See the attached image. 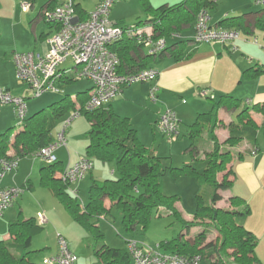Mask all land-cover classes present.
<instances>
[{"label":"trees","instance_id":"1","mask_svg":"<svg viewBox=\"0 0 264 264\" xmlns=\"http://www.w3.org/2000/svg\"><path fill=\"white\" fill-rule=\"evenodd\" d=\"M51 2L55 3L51 8L59 3L57 0H51L49 3ZM75 2L80 16L87 18L89 14L84 12L80 2L77 0ZM139 2L145 18L139 17L133 25H127L120 20L117 25L124 28L130 26L142 28L150 24L154 30L152 38L166 37L172 44L157 55L148 52L144 54L142 51L144 45L136 35L122 36L111 45L120 59L121 72L149 68L151 66H148V63L151 60H158L166 52L178 62L190 59L196 47L188 45V39L175 38L173 34H180L186 26L194 25L202 9L210 12L219 4V0H182L175 4L155 7L150 0ZM26 3L33 6L35 0H26ZM249 25L264 30V7L258 11L254 21L248 26L244 15L228 16L218 23L221 27L246 31L250 29ZM65 69H61L62 76L57 84L77 81L75 72L66 73ZM244 73L247 78H256L264 73V65L257 63L245 69ZM92 88L93 86L78 91L75 100L70 94H64L48 108L27 115L20 121L21 127L15 135L11 134V130L1 133L0 161L17 156L21 158L28 154L37 155L41 148L58 140V138L55 140V129L74 112H79V116L84 115L87 118L90 130L85 155L94 158V163L99 160L104 164H115L119 177L103 181L93 179L85 204L70 190L71 182L63 179L64 164L61 160L45 162L40 170V181L65 206L73 219L96 238L95 264L132 262L131 253L127 248L128 240L124 248L108 246L98 224L102 216L112 213L114 207L121 212L123 228L128 232L145 233L152 216L156 213L163 214L161 208L179 219L183 224L179 236L157 243L163 251L188 257L200 255L202 261L210 259L213 264H230L223 254H227L233 264H263L256 254L258 238L244 224V218L252 211L250 203L234 193L228 198L229 206H219L218 202L223 199L221 191L230 189L233 185L230 175L234 171L230 164L236 156L240 159L244 155V151L240 149L234 151L232 146H238L246 141L252 146L250 153L254 154L259 150V134L262 130L264 135V120L259 125L253 118L251 110L264 115V104H255L252 108L241 107L242 99L231 94H223L217 100L212 95L203 94L212 100V109L199 112L195 121L176 139L184 135L189 137L190 144L187 150L193 154V159L182 166L171 164L165 166L163 164L165 157L141 141L129 117L118 114L109 103L95 109L86 107ZM59 90L58 87L57 91ZM222 108L236 110V118L226 125L229 134L223 141L215 132L218 112ZM204 134H209L210 139H204ZM11 148L15 150V154L9 152ZM168 172L177 178L194 177L211 189L209 196L206 195L205 188L197 195V208L191 219L185 218L178 206V195L167 194L163 190V177ZM220 172H224L222 179L219 178ZM105 199L110 201V207L106 206ZM193 227L199 229L198 233L186 239V235L190 234ZM41 228L42 225L38 223L36 217L24 218L21 215L18 219L10 221L8 223L10 239L0 236V264H37L32 259V254L36 251L31 249V245ZM213 230L218 233L216 240L208 241Z\"/></svg>","mask_w":264,"mask_h":264},{"label":"crops","instance_id":"2","mask_svg":"<svg viewBox=\"0 0 264 264\" xmlns=\"http://www.w3.org/2000/svg\"><path fill=\"white\" fill-rule=\"evenodd\" d=\"M50 1L51 0L47 1V3L40 9L37 17L33 19L34 32H0V86L9 90L13 95L22 96L26 98V100L33 96L29 94V91L27 89H25L24 87L22 88V84H20V81L22 80L18 76L14 56L17 53L37 52L40 54H47L49 52L50 44L48 42V39L54 33L55 28L44 19V11L46 9H51L52 5L55 4L54 2L49 3ZM59 1L60 0H57V2ZM99 1L100 0H96L94 5L96 6ZM150 1L153 4L152 0ZM81 7L83 8L85 13H90V11L86 9L82 4ZM259 10L253 13H244L239 15H244L246 25L248 26V24H251L254 21V18L256 17ZM230 14V10L223 11V9L220 8L218 13L211 15V24L213 26H218L220 20L228 16H236L235 14ZM118 21L120 20L113 22L117 25ZM43 22H46V25H48V30L44 27L45 25L43 24ZM142 28H144L146 32H149L151 34H153L154 32L153 27L150 24H146ZM249 28L250 29L247 31L244 29H240V37L230 41L229 43L204 42L207 44H200L201 42L198 43L194 41V25L192 24L191 26H186L181 31L178 38L188 39V45L196 47V50L194 51L192 57L188 60L178 62L169 52H166L164 56L160 57L158 60H151L148 63V66L156 68L160 72L157 80L144 82L147 83V85H143L141 87H135L132 85L123 87L121 92L109 102V105L118 114L129 117L130 120H133V117H130L129 112L125 109L127 104L132 102L133 104L138 106H145V108L150 111V108H152V106L153 108H155V103L159 102L161 104L160 111L154 112L153 116L155 125H157V121L162 112L166 108H172L181 121V130L182 133H184L187 130H183L182 128L185 120L189 121L192 119H196L199 112H197V110H195V108H193L192 106H186L185 99H183L182 104L180 102H177L179 98L182 97L181 93L193 91L195 86L197 85L201 86L203 90H206L207 94L211 92V89H207L209 88V86L211 88H214L218 93L221 92L224 94H230L228 92H231L229 89L231 83L225 84V82L227 81L230 66H232L231 63H235L236 78L238 79L237 86H239L234 87L232 91L235 92V95H231L238 98H243L241 96L244 95H250V97H247L248 104H264V73L256 78H247L244 73L245 69L254 66L257 63H259L260 65H264V58H262L261 55L257 54V51L264 53L262 48L259 47V43H262L260 39L261 35L257 33V28L254 25H249ZM242 32L245 35H243ZM251 34L255 35L254 40L247 37V35ZM171 44L172 42H169V45ZM230 47H232V49H230ZM142 51L144 54L148 52L146 51L145 47ZM236 54L237 58H234V55ZM255 61L256 63H254ZM154 62H159V65H154ZM65 68L66 67H63V65L60 66V69ZM18 79H20V81ZM62 84L66 85L67 83L59 82L58 87L61 88ZM154 84L158 85L156 100H152L149 97L150 88ZM202 85L205 86V88L202 87ZM92 86L93 85H91L90 87ZM236 88H238L237 91H234L236 90ZM64 93H66L65 90ZM76 95L72 97L74 100L76 99ZM214 95L215 92L214 94H212V96L214 97ZM61 97L62 96L57 97L56 95H50L46 99V102L50 101L51 99L55 101L57 99H60ZM147 97H149V100ZM142 103L144 105H142ZM45 104L46 103L39 104L42 106L41 109L45 108ZM203 107L206 108L204 104L201 106L196 105V108L198 109ZM212 107L208 110H201L210 111ZM27 109L28 116H30L31 112L28 104ZM35 110L37 111V109ZM251 114L256 122L261 125L264 120L263 113L251 110ZM218 118L220 120L222 119L225 125H227L229 124V122L236 118V110H227L225 108H222L218 112ZM15 121L16 113L14 105L11 103H0V134L5 133L8 130H12L15 127ZM64 122L65 121L63 120L61 126L62 124H64ZM19 129L10 132L12 135H15ZM62 130L63 129H61V131ZM158 130L160 131L159 128ZM61 131H57L55 140L57 138V134H59ZM216 133L219 136L220 140H224L228 137L229 134L226 127L218 128L216 130ZM160 142L161 143H159V145L157 146L155 145L156 142H154L152 145V148H154L159 155L165 154V152L163 151L164 141L160 140ZM87 144L88 141L86 142V146ZM166 144L167 142L165 143V146ZM64 146H66L67 151L65 150ZM188 146L189 142L186 145V151H188ZM251 148V144L246 141L236 147V149L244 151V155L240 159H238V157L236 156L230 164L234 171V173L230 175V178L233 180V185L230 189L221 191L223 199L218 202V205L226 206V201H228V198L233 193L244 197L250 203L252 211L244 218V224L258 238L256 254L264 264V146L259 145V150L254 154L249 152ZM9 152L11 154H15V150L13 148H11ZM55 154L57 156V160H61L63 162L65 170L67 167L73 165L81 156L85 155L86 150H84V145L80 146L79 149H75L74 147H71L70 149L66 140L65 144L60 145L55 150ZM45 164V161L38 155L28 154L20 158L19 166L16 169L6 172L5 175L0 178V188L4 186L17 185L22 187L24 190L22 194L16 199L14 204L4 210V212L2 213V220L4 222L6 221L8 224L10 221L18 219L21 215L24 218L36 217L38 220V214L40 212H43L46 215L47 221L46 223L41 225L43 226L45 224H49L48 228L51 227L54 231H58V240L60 235L65 237L69 242L71 250L76 253L72 248L74 239L71 235L70 228L78 229V232H80L82 238L84 239L85 237L87 238V236H85V234L81 232L79 228H76V226L72 222V218H68V216L63 212L65 206L62 205L64 208H61V206L57 203V198L53 195V193L41 184L40 170L41 167ZM95 164L96 162L94 163V166ZM92 171L93 169H91L88 173L93 177L94 175ZM92 179L95 178L93 177ZM80 185H82V183ZM72 188L73 189L71 190L79 197L80 190L78 186ZM222 203H224V205ZM105 204L107 207H110L111 205L108 199H105ZM184 216L187 219L192 218H190V216H188L186 213H184ZM62 221L64 223H61ZM1 228V230L5 229L3 226ZM1 234H4V237L1 236ZM1 234L0 236L4 239H10L11 237L8 233V230L2 232ZM47 235H50V233ZM189 237H192V235H186V239ZM132 238L136 239L135 237H130L126 240ZM157 243L153 245H157ZM57 252L58 245L56 251L53 252L51 256L56 255Z\"/></svg>","mask_w":264,"mask_h":264},{"label":"built area","instance_id":"3","mask_svg":"<svg viewBox=\"0 0 264 264\" xmlns=\"http://www.w3.org/2000/svg\"><path fill=\"white\" fill-rule=\"evenodd\" d=\"M264 5V0H254ZM115 0H100L87 18H82L77 11L75 0H60L58 5L44 11V19L54 26L55 31L48 42L50 50L47 54L37 52L17 53L14 56L19 78L28 84L31 96H41L46 92L58 90V79L62 76L60 66L65 60L74 61L72 68L64 71L75 72L78 78H87L93 82L90 98L86 103L88 109H95L109 103L118 95L123 87L136 82L155 81L159 76L156 68H141L134 71H119L120 59L111 45L124 35H136L144 47L149 46L148 53L157 55L169 45L166 37L152 38V34L144 28L133 26L122 27L110 19V10ZM26 3L24 8H29ZM195 42L229 43L240 37V30L213 26L211 14L202 9L194 24ZM173 36L179 37L174 33ZM158 85L150 88L149 96L157 99ZM203 91L202 94H206ZM0 103L14 105L16 118L22 121L28 115L27 101L22 96H15L9 90L0 86ZM74 112L64 122L63 130L58 134V140L41 148L37 153L45 162L57 161L55 150L66 143L65 130L71 121L78 117ZM157 126L169 140H176L181 135V124L176 112L166 108L160 115ZM94 158L83 155L73 165L67 167L62 177L70 182L80 180L94 167ZM20 158L12 157L1 160L0 178L6 172L19 166ZM23 188L17 185L0 188V215L12 206L22 194ZM43 212L38 214V222L46 223ZM56 255L44 259V264H75L78 256L71 250L69 242L62 235L58 240ZM127 248L131 253V264H200V255L185 256L175 252L161 250L158 245H149L137 239H129Z\"/></svg>","mask_w":264,"mask_h":264},{"label":"rangeland","instance_id":"4","mask_svg":"<svg viewBox=\"0 0 264 264\" xmlns=\"http://www.w3.org/2000/svg\"><path fill=\"white\" fill-rule=\"evenodd\" d=\"M48 0H35V4L31 6L28 5L29 8L25 9L24 5H26V0H0V32H34L33 30V19L37 17V15L40 12V9L47 3ZM96 0H77V2H80L86 9H88L90 12L93 11L95 8ZM182 0H152L153 4L155 6H159L164 3L169 4H175L177 2H180ZM264 7V5L257 4L254 0H219V4L217 9L211 10V15L218 13L220 8L223 9V11L230 10V15H239V14H247V13H253L259 9ZM218 15V14H217ZM110 19L112 21L122 20L127 25H133L137 20L140 18L144 19L145 14L143 13L142 5L139 2V0H115L111 10H110ZM45 25L44 27L48 30V25H46V22H43ZM260 35H261V42L259 43V47L262 48L264 51V31L257 28L256 29ZM39 32V31H38ZM243 33V32H242ZM243 35H245L243 33ZM248 38L254 40L255 35H247ZM200 44H207L204 42H201ZM146 51H149V46H146ZM232 49V47H230ZM240 54V53H239ZM257 54L261 55L262 58H264V53L257 51ZM240 56V55H238ZM234 58H237V54L234 55ZM263 61V60H261ZM256 63V61L254 62ZM154 65H159V62H154ZM232 66H230L228 77H227V83L230 84V91L228 92L230 94L235 95V92L232 90L235 86H237L238 79L236 78V69H235V63H231ZM63 67L66 68H72L74 65V61L71 58H68L63 62ZM247 65V64H246ZM251 66V65H249ZM247 66V67H249ZM20 81V79H18ZM20 84H22V88L24 87L29 91V94L31 95V92L29 90L28 84L23 83V81H20ZM93 85V82L87 78H78L77 81L61 85V88L59 91L54 93H44L42 96L37 97H31L28 98L27 104L30 107V112L35 113V109H41L40 103H46L44 105L45 108H48L52 101L46 102V99L50 95H56L58 96H64V94H70L72 97L77 94V91L87 89V87H90ZM135 87H141L143 85H147V83L144 82H136L131 84ZM202 87L205 88V86L202 85ZM239 87V86H237ZM63 89V90H62ZM211 89V92H209L207 95H212L215 92V99H218L222 94L224 93H218L214 88ZM228 89V88H227ZM238 88H236L237 91ZM64 90L66 93H64ZM203 89L201 86H195L193 91L190 92H184L181 93V96L177 102H180L182 104L183 99H185V105L186 106H192L197 110V112L201 111H207L212 107V100L209 97H206V95L202 94ZM164 95V94H162ZM150 97V96H149ZM149 97L148 100H149ZM243 98L241 101V107L249 106L253 107V103L248 104L247 97H250V95H244L241 96ZM151 99V98H150ZM152 102V101H151ZM155 108H150V111L145 108V106H138L130 102L126 105L125 109L129 112L130 117H133V120H131L134 127L138 129V133L142 141L152 148V145L154 142H156V146L159 145L160 140L164 141L163 145V151L165 154H160L161 156L165 157L163 159V164L166 165H173V166H182L183 163L189 162L193 159V154L189 151H186V145L190 144V139L188 136H183L182 138L178 139L177 141H170L168 137L163 135L161 131L158 130L157 125L154 123V112L160 111V103L156 102ZM205 105L206 108H196V105L201 106ZM39 105V106H37ZM142 105H144L142 103ZM177 106V105H176ZM201 109H207V110H201ZM196 116V115H195ZM235 117V116H234ZM190 121V122H189ZM185 120L183 123V130H186L188 128V125L193 123L195 119L192 120ZM21 123L17 118L15 121V127L11 130V132L16 131L21 127ZM62 123V122H61ZM61 123L58 125V127L55 129V133L57 131H61V129L64 128V124ZM220 127H226L224 121L218 118L217 121V129ZM65 132V138L68 142V147L71 149V147H74L75 149H79L80 146L84 145V150L86 147V142L88 141V132L90 130V123L88 122L87 118L84 115H81L75 118L73 122L66 128ZM155 129V131H154ZM216 129V130H217ZM216 132V131H215ZM217 134V133H216ZM203 135L204 139H210V135ZM218 136V135H217ZM219 137V136H218ZM58 138V134H57ZM56 138V139H57ZM208 139V140H209ZM220 139V138H219ZM225 140V139H224ZM223 141V140H221ZM167 142L166 146L165 143ZM259 145L264 146V135L263 131L261 130L259 134ZM239 146V145H238ZM238 146H232V149L236 151V147ZM173 147V150H172ZM65 150L66 146H64ZM203 155V154H202ZM93 177L97 180L103 181L107 178H118L119 173L116 169L115 164L108 163L104 164L101 161L97 160L96 164L93 168ZM224 172L219 173V178L222 179ZM91 174H86L84 178L80 180H76L70 183V190L73 189L72 187L78 186L80 192H79V199L82 203H87L89 198V188L92 183ZM163 190L167 194H176L179 197V206L182 209L184 213H186L190 218L193 216V214L196 211L197 208V195L201 193L204 188L206 189V195H210L211 189L207 186H204L203 183L199 182L194 177L189 176H182L180 178H177L172 173L168 172L163 177ZM82 183V185H80ZM72 191V190H71ZM29 192V191H28ZM57 203L61 206V208H64L62 203L56 199ZM223 202V201H222ZM226 206H229L230 202L229 200L226 201ZM224 205V203H222ZM163 214L160 215L159 213H156L152 216V219L149 223V227L145 233H142L140 231H133L128 232L125 231L122 225V215L121 212L117 207H114L112 209V213L108 214L107 216H102V218L98 221L100 230H102L104 234V241L107 243L108 246L114 247V248H124L126 245V239L130 237H135L136 239L149 244L153 245L156 244L159 241L165 240V239H171L173 237L179 236V234L183 230V224L179 219H177L174 216L169 215L163 208H161ZM68 218H72L73 224L76 226V228H79L81 232L87 236L82 238L80 232H78V229H72L70 228L71 235L73 236L74 244L72 248L77 253L78 259L76 260L75 264H95L97 261V257L95 256L94 249L97 244L96 238L87 230H85L83 227H81L71 216L70 212L64 208L63 211ZM3 216L0 215V234L4 231L8 230V224L7 222L2 220ZM61 223H64L63 221ZM49 224H45L42 226V228L37 232V234L34 236L31 249L35 250L32 254V259L37 264H44L43 259L45 257H51L52 253L56 251L57 245H58V231H54L51 227L48 228ZM4 227L5 229L1 230V227ZM198 228L193 227L190 230V235L195 236L198 233ZM50 235H47L49 234ZM217 231L213 230V233L209 236L207 239L208 241L216 240ZM4 234H1L3 236ZM4 237V236H3ZM81 243V244H80ZM152 243V244H151ZM223 257L230 263L233 264L230 259V257L227 254H223ZM200 264H213L210 259H204Z\"/></svg>","mask_w":264,"mask_h":264}]
</instances>
